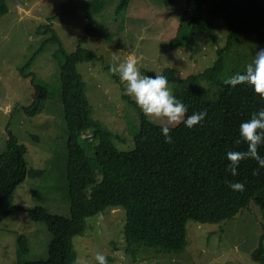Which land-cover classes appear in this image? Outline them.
<instances>
[{
	"label": "trees",
	"instance_id": "trees-1",
	"mask_svg": "<svg viewBox=\"0 0 264 264\" xmlns=\"http://www.w3.org/2000/svg\"><path fill=\"white\" fill-rule=\"evenodd\" d=\"M131 1L119 0L113 22L122 19ZM174 1L169 0L167 7ZM178 4L175 5L183 10L169 40L171 50L185 48L192 54L196 36L204 34L216 42L215 31L220 22L225 30L224 46L215 50L213 64L202 73L184 79L171 68L161 73L181 90L180 100L188 108L186 116L207 110L202 122L191 129L182 122L170 126L172 143H165L160 125L148 121L135 102L122 95L123 100L137 108L140 124L133 136V148L118 150L113 142L118 136L94 122L86 84L77 71L78 64L100 62L102 58L82 47L83 39L80 40L72 53H63L58 72V99L67 138L65 180L69 212L64 217L42 207L22 208L13 204L14 190L27 176L40 172L27 167L26 148L6 130L5 148L0 152V225L20 211L33 222L43 223L51 234L47 257L24 264H76L73 239L84 235L87 219L102 215L108 208L124 211L122 235L127 254L133 257L141 249L181 255L188 246V221L228 222L251 204L259 209L264 223V168L246 158L239 162L237 175L232 176L226 158L228 151L246 150V143L239 137V124L264 108V101L248 85L230 87L225 83L228 76L243 71L254 53L264 48V0H185L184 7ZM105 5V0H68L61 5L59 15L79 11L90 18ZM7 13L6 0H0V17ZM99 31L100 27L94 26L86 29V34L92 36ZM53 39L57 37L53 35ZM33 61L34 58L26 67ZM105 70L119 83L118 75L110 72L109 66ZM24 73L23 70V76ZM30 76L37 89L33 102L24 111L35 115L42 102L50 99L51 92L37 87L34 74ZM201 81L211 85L209 89L204 86V90L205 95L216 94L213 100L207 101L200 95ZM257 151L264 157V144ZM253 169H257L256 175L252 174ZM234 181L244 184L242 192L228 187L227 182ZM27 242L19 236L18 244L24 253L28 252ZM263 242L264 229L250 256L256 264H264Z\"/></svg>",
	"mask_w": 264,
	"mask_h": 264
},
{
	"label": "rangeland",
	"instance_id": "rangeland-1",
	"mask_svg": "<svg viewBox=\"0 0 264 264\" xmlns=\"http://www.w3.org/2000/svg\"><path fill=\"white\" fill-rule=\"evenodd\" d=\"M67 1L6 0L8 13L0 17V152L5 148L8 129L26 148L27 167L40 172L27 176L14 190L11 200L22 208L42 207L63 217L69 212L65 180L67 138L58 99L63 53H72L83 39L82 47L102 58L100 62L78 64L77 71L85 81L94 122L118 136L113 141L118 150L128 151L133 148V136L140 124L138 110L122 99L125 95L135 102L125 93V83L120 80L115 83L105 68L131 57L142 74L154 76L171 68L184 79L211 66L215 50L225 43V30L220 22L215 31L216 42L202 34L196 36L192 54L185 48H169L183 10H179L178 3L184 7L185 0H175L178 5L170 7H167L169 0L165 4L164 0H132L122 19L116 22H113L114 8L119 0H105L103 10L90 18L79 11L59 15L61 5ZM94 26H99L100 31L88 36L86 29ZM53 35L57 39L51 40ZM32 58L34 61L27 68ZM31 73L37 87L51 92L50 99L42 102L35 115L24 111L33 102L37 89ZM200 85L202 98L213 100L216 94L205 95L204 90V86L209 89L211 85L205 81ZM168 86L181 99V90L172 83ZM146 117L161 126L160 120ZM124 222V211L112 208L87 219L84 235L73 239L77 257L86 259L88 264L96 263L97 252L105 255L107 264H256L250 256L264 229L259 209L251 204L228 222L188 221V246L181 255L141 249L133 257L127 254L122 235ZM19 236L28 241L27 253L21 251ZM50 240L51 234L43 223L33 222L25 212H16L0 225V264L45 259Z\"/></svg>",
	"mask_w": 264,
	"mask_h": 264
},
{
	"label": "clouds",
	"instance_id": "clouds-1",
	"mask_svg": "<svg viewBox=\"0 0 264 264\" xmlns=\"http://www.w3.org/2000/svg\"><path fill=\"white\" fill-rule=\"evenodd\" d=\"M109 71L118 75L120 81L125 83V93L134 99L140 111L148 117L161 121L160 132L165 143H172L169 135L170 126L180 124L189 129L202 122L207 110L193 112L187 115V106L178 99L169 88V81L163 74L155 73L154 76L142 74L137 68L134 58H128L109 67ZM225 83L230 87L237 85H248L254 94H258L264 101V48L254 53L251 62L247 63L243 71L232 73L227 77ZM239 137L247 148L243 151H228L226 158L229 161L227 170L232 176L237 175V166L240 161L251 158L257 162L259 168H264V157L258 154V147L264 144V108L251 114L250 118L239 124ZM240 141H237L239 143ZM253 175L257 169H253ZM233 191L242 192L244 184L239 181L227 182ZM96 264H107L104 254H95ZM76 264H88L86 259L76 258Z\"/></svg>",
	"mask_w": 264,
	"mask_h": 264
}]
</instances>
